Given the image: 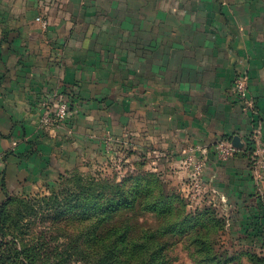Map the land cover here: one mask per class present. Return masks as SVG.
<instances>
[{
    "label": "crops",
    "instance_id": "1",
    "mask_svg": "<svg viewBox=\"0 0 264 264\" xmlns=\"http://www.w3.org/2000/svg\"><path fill=\"white\" fill-rule=\"evenodd\" d=\"M240 73L254 110L234 93ZM64 102L69 116L45 125ZM252 137L264 139V0H0V206L114 154L190 190L203 157L200 194L264 223ZM222 139L241 147L220 158Z\"/></svg>",
    "mask_w": 264,
    "mask_h": 264
},
{
    "label": "rangeland",
    "instance_id": "2",
    "mask_svg": "<svg viewBox=\"0 0 264 264\" xmlns=\"http://www.w3.org/2000/svg\"><path fill=\"white\" fill-rule=\"evenodd\" d=\"M111 143L109 152L117 151ZM116 156L95 163L82 160L51 183L13 199L0 229V250L8 264H106L109 257L102 252H108L114 237L113 252L164 251L169 264H264V227L258 221L242 222V213L218 206L195 184L182 189L180 183L150 175L133 161L125 164L126 170ZM107 199L113 204L133 201L134 206L112 213L107 238L92 244ZM165 208L170 211H158ZM125 230L139 235L142 246L122 243L119 237ZM205 252L213 253L216 261L210 262Z\"/></svg>",
    "mask_w": 264,
    "mask_h": 264
},
{
    "label": "trees",
    "instance_id": "3",
    "mask_svg": "<svg viewBox=\"0 0 264 264\" xmlns=\"http://www.w3.org/2000/svg\"><path fill=\"white\" fill-rule=\"evenodd\" d=\"M148 173L150 175H154L157 177H160L157 175V173L154 172H150L148 171ZM103 177H100V179ZM87 190H90V187H86ZM120 193H124V189L122 188H118ZM112 194H115L117 192L116 188L110 189ZM80 194H77V197H79ZM19 195H14L11 196L9 198H7V200L0 206V229L2 227H4V225L7 222V207L9 206V204L11 203V201L15 198H18ZM126 199V198H125ZM123 199V200H125ZM119 200V199H118ZM134 206V202L131 201L130 204H123L120 202H117L115 204H113V199L109 200L107 199L105 201V204H103V209L105 210V213L98 217L97 219V224L95 225L94 229H93V235L92 238H90V243H97L101 240H104L107 234H109L110 232V225H107V223L110 221V216L112 215V213H116L119 209L124 208V207H133ZM107 210V211H106ZM160 211L161 214H164L168 211H170L169 208H165L162 210H158ZM258 224H260L261 226L264 227V223L261 222H256ZM115 226L113 225L112 229H114ZM109 229V230H108ZM106 230L107 233H106ZM143 239L145 238V236H142ZM146 237L150 240L154 239L153 235H149L146 234ZM139 235L135 236L134 234L131 233V230H125V232H123L121 234V236L119 237V240L122 243H134L137 244L139 243V246H142L141 242H139ZM117 239L114 237L113 240L110 241V246L107 248L108 252H102L104 253V257H109V261L108 263L106 262V264H169V257H167V253L164 251H156V250H144L143 248L141 249V251H139L138 249L134 248V252L133 251H118L116 250L115 252H113L112 249V245L116 244ZM145 245V242H144ZM96 252V251H94ZM100 252H96V256H99ZM196 255L198 257H200V253H196ZM207 255V259L210 260V262H215L216 259L211 258V256H213V253L211 252H205L204 256ZM203 256V257H204ZM206 257V256H205ZM0 264H8L7 259L4 257L2 251L0 250Z\"/></svg>",
    "mask_w": 264,
    "mask_h": 264
},
{
    "label": "built area",
    "instance_id": "4",
    "mask_svg": "<svg viewBox=\"0 0 264 264\" xmlns=\"http://www.w3.org/2000/svg\"><path fill=\"white\" fill-rule=\"evenodd\" d=\"M41 20L44 27H47L48 21L44 18H38ZM234 93L237 98L245 104L244 108L247 110H254L255 102L249 96V78L246 74L240 73L234 80ZM70 114V106L64 102L54 111H48L43 117L42 121L45 125L53 124L64 120ZM251 146L250 159L255 164L260 177L264 180V139L257 141L256 137L248 138L247 141ZM216 151L220 158H228L232 156L237 149L229 140H220L216 144ZM190 162V161H189ZM191 163V162H190ZM205 161L203 157L196 158L194 162V171L192 174L195 185L200 186L203 182Z\"/></svg>",
    "mask_w": 264,
    "mask_h": 264
},
{
    "label": "water",
    "instance_id": "5",
    "mask_svg": "<svg viewBox=\"0 0 264 264\" xmlns=\"http://www.w3.org/2000/svg\"><path fill=\"white\" fill-rule=\"evenodd\" d=\"M233 145H234L235 147H236V146H237V147H241V146L239 145V143L236 142V139L233 141Z\"/></svg>",
    "mask_w": 264,
    "mask_h": 264
}]
</instances>
